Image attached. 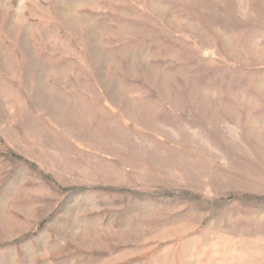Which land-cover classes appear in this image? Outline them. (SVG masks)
<instances>
[{"label":"rangeland","instance_id":"rangeland-1","mask_svg":"<svg viewBox=\"0 0 264 264\" xmlns=\"http://www.w3.org/2000/svg\"><path fill=\"white\" fill-rule=\"evenodd\" d=\"M0 264H264V0H0Z\"/></svg>","mask_w":264,"mask_h":264}]
</instances>
